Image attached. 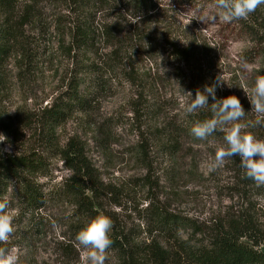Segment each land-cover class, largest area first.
Segmentation results:
<instances>
[{"label": "rangeland", "instance_id": "1", "mask_svg": "<svg viewBox=\"0 0 264 264\" xmlns=\"http://www.w3.org/2000/svg\"><path fill=\"white\" fill-rule=\"evenodd\" d=\"M154 3L145 18L131 0H81L77 6L68 0H41L45 26H26L0 69V134L6 137L0 153L29 151L26 115L66 99L79 85L70 118L57 128L58 142L65 147L73 139L83 148L95 177L87 194L113 227L138 239L157 235L154 226L161 211L203 222L247 207L234 179L238 156L215 170L207 166L224 144L223 133L214 132L206 141L190 135L201 112L211 113L200 109L187 114V92L194 98L197 88L203 91L224 74L217 99L237 96L246 113L240 122L249 125L245 131L264 139V127L253 126L256 117L241 89L252 85L261 62L241 67L250 43L236 21H200L216 12L214 0ZM55 14L64 15V34L55 29ZM77 19L91 29L92 38L70 56L68 27ZM116 35L118 39L112 38ZM187 46L191 60H177L176 49ZM209 102H214L211 96ZM46 164L44 172L31 176L45 195L40 209H29L14 184L2 199L14 212V233L7 244L18 248L20 264H71L74 257L81 264L75 237L82 219L74 172L60 156H50ZM190 234L188 230L186 236ZM70 242L74 251L64 258ZM106 264H114L110 255Z\"/></svg>", "mask_w": 264, "mask_h": 264}, {"label": "trees", "instance_id": "2", "mask_svg": "<svg viewBox=\"0 0 264 264\" xmlns=\"http://www.w3.org/2000/svg\"><path fill=\"white\" fill-rule=\"evenodd\" d=\"M77 6L81 0H68ZM139 15L149 18L155 6L154 0H131ZM41 0H0V69L4 67L12 53L14 43L23 35L26 26L41 29L45 26L46 13L39 8ZM71 13V12H70ZM75 13V12H74ZM71 15V14H70ZM55 16V29L64 34L66 23L64 15ZM236 21V28L249 41L243 59L248 63L261 62L258 75H264V7L260 5L246 20ZM71 43L67 53L75 56L77 50L89 46L91 29L77 20L68 27ZM113 34V33H112ZM117 38L118 36H112ZM180 61L191 60V48L176 49ZM3 78L0 74V85ZM75 85L71 94L64 100L55 101L31 114H27L28 128H31L29 142L32 148L19 154L0 153V202L14 184L22 190L23 201L29 209L38 210L44 204V193L39 183L31 176L44 172L50 156H60L73 172L75 196L80 209V225L100 214L92 196L87 192L95 180L93 169L85 157L83 148L73 139L61 147L57 138V128L65 123L73 112L78 94ZM210 104V102H209ZM210 113V112H209ZM210 116V114H209ZM201 112L197 120L209 118ZM195 120V121H197ZM264 127V126H263ZM260 129V126H259ZM237 161L240 163V158ZM241 167L235 176L241 187V195L246 199L247 207L226 211L224 216L206 219L200 222L180 212L171 214L161 211L157 215L154 231L157 235L138 239L113 227L110 238L114 241L109 255L114 264H264V186H258L250 179L242 178ZM257 197L256 201H253ZM253 199V200H252ZM190 230L191 234L186 236ZM0 247L10 248L8 244ZM75 244L67 243L64 258L71 255ZM74 257L71 264H75ZM20 264V263H19Z\"/></svg>", "mask_w": 264, "mask_h": 264}, {"label": "clouds", "instance_id": "3", "mask_svg": "<svg viewBox=\"0 0 264 264\" xmlns=\"http://www.w3.org/2000/svg\"><path fill=\"white\" fill-rule=\"evenodd\" d=\"M260 5H264V0H214L213 7L216 12L206 15L200 21L215 23L217 19L224 22L246 20ZM241 67L247 70L250 65L243 60ZM215 81L212 86L206 85L203 91L197 88L194 98L192 92L185 94L191 98L190 102L184 105L187 114L200 109H208L211 113L210 118L197 120L192 124L190 135L196 140L206 141L214 132L223 133L224 144L218 146L214 155L209 158V170L222 166L227 158L238 156L243 170L242 178L264 186V139H257L245 131L249 125L240 122L246 113L237 96L229 95L217 99L216 88L225 84L224 74L217 75ZM241 89L251 105V113L256 117L253 126H264V75L255 76L251 86L243 84ZM209 96L214 101L211 104ZM5 141L6 137L0 134V143ZM13 219L14 212L9 210L8 201L5 199L0 202V244H7L14 233ZM112 227V220L103 213L85 223L75 237L77 246L82 249L81 264H106L109 260V249L114 243L110 238ZM0 264H19L18 248L0 247Z\"/></svg>", "mask_w": 264, "mask_h": 264}]
</instances>
